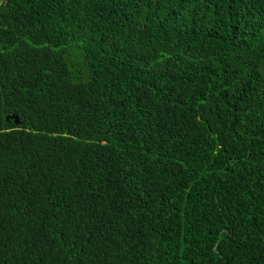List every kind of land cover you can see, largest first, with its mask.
Wrapping results in <instances>:
<instances>
[{
	"label": "trees",
	"instance_id": "1",
	"mask_svg": "<svg viewBox=\"0 0 264 264\" xmlns=\"http://www.w3.org/2000/svg\"><path fill=\"white\" fill-rule=\"evenodd\" d=\"M0 264H264V0H0Z\"/></svg>",
	"mask_w": 264,
	"mask_h": 264
}]
</instances>
